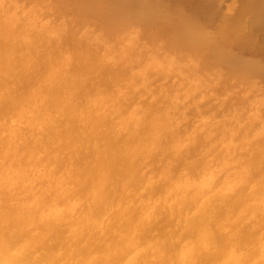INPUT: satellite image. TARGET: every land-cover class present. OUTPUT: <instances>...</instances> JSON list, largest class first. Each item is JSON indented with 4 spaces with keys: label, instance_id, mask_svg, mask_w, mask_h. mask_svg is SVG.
Instances as JSON below:
<instances>
[{
    "label": "clouds",
    "instance_id": "9594fccd",
    "mask_svg": "<svg viewBox=\"0 0 264 264\" xmlns=\"http://www.w3.org/2000/svg\"><path fill=\"white\" fill-rule=\"evenodd\" d=\"M181 4L0 0V264H264V0Z\"/></svg>",
    "mask_w": 264,
    "mask_h": 264
},
{
    "label": "bare ground",
    "instance_id": "6f19581e",
    "mask_svg": "<svg viewBox=\"0 0 264 264\" xmlns=\"http://www.w3.org/2000/svg\"><path fill=\"white\" fill-rule=\"evenodd\" d=\"M172 6L175 7L176 5ZM108 7L119 8L121 7V5H108ZM180 7H182L183 10L191 16L200 15L202 12V5L200 4V0H182V4L180 5Z\"/></svg>",
    "mask_w": 264,
    "mask_h": 264
}]
</instances>
